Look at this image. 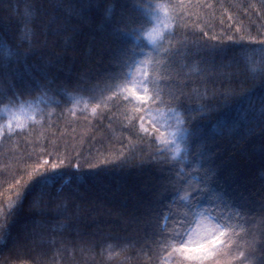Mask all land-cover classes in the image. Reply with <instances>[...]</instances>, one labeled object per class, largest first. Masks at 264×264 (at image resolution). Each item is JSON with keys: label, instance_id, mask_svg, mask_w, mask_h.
<instances>
[{"label": "trees", "instance_id": "trees-1", "mask_svg": "<svg viewBox=\"0 0 264 264\" xmlns=\"http://www.w3.org/2000/svg\"><path fill=\"white\" fill-rule=\"evenodd\" d=\"M80 2L0 0V50H15L21 42L29 46L33 41L42 44L47 40L51 56L63 57L65 71L73 67L87 70L94 86L92 92L68 89L59 107L40 105L42 111L34 107L31 117L24 111L23 116L14 119L12 132L7 128L6 111L27 105L0 102V224L11 213L7 219L14 238L25 228L37 233L34 242L13 239L5 244L0 240V264H161L159 248L147 239L151 229L129 222L128 214L138 201L151 195L149 189L158 186L161 168L172 166L179 170L183 167L181 160L191 159L178 156L174 147L164 144L175 127L168 113L176 111L181 120L185 115L174 103L161 104L159 108L151 105L153 110L142 123L139 117L144 113H138L125 100L131 93L126 91L123 80L109 78L120 69L97 33L121 11L119 7L115 13L108 11L112 0H92L93 7L82 17L72 16L77 28L74 41L48 35L45 25L49 17L62 18L68 15L67 6ZM144 3L163 4L173 17L166 29L172 35L164 48L183 47L181 42L187 45L189 54L186 58L178 56L171 68V78L179 86H173V90L183 91L190 108L187 118L193 120L185 127L208 140L211 151L219 157L217 164L223 174L238 181L239 190L253 209L244 226L249 233L244 240L258 239L264 234V212L260 211L264 206V132L259 121V105L264 100V0ZM33 23L38 28L36 35ZM154 26V21L146 22L141 33L140 43L146 54L152 48L148 33ZM69 48L74 51H65ZM160 59L167 62L163 54ZM132 71L133 77L139 76L135 69ZM7 88L6 82H0V90ZM164 99L168 100L167 95ZM24 100L33 103V97ZM250 102L255 105L257 117L252 131L247 124L227 131L225 118L244 114ZM153 120L162 126L155 127ZM160 148L166 149L163 155L159 154ZM194 150L199 151V144ZM55 173L63 175L55 185L44 189L45 195L36 208L29 210L33 190L39 191L42 181ZM25 190L28 198L22 207H17ZM56 190L64 194L76 190L74 196L82 199L74 201L81 205L79 222L74 219V227L64 228L60 226L61 219L53 226V234L36 222L52 215L44 205L48 203L47 193ZM41 209L46 216L39 214ZM233 256H239L235 247L222 250L221 264H239Z\"/></svg>", "mask_w": 264, "mask_h": 264}, {"label": "snow or ice", "instance_id": "snow-or-ice-1", "mask_svg": "<svg viewBox=\"0 0 264 264\" xmlns=\"http://www.w3.org/2000/svg\"><path fill=\"white\" fill-rule=\"evenodd\" d=\"M67 7L68 15L62 18L49 17L45 27L48 29V35H62L74 41L77 28L74 27L72 16L82 17L85 11L93 7V3L92 0H81L78 5ZM117 7L121 10L119 15L97 33L120 69L118 74L109 78L123 80L126 91L131 93L125 100L133 104L138 113H144L139 117L142 123L147 114L152 112L151 105L159 108L161 104L174 103L176 108L181 109L185 115L184 120H181L174 110L168 113V120L174 119L175 127L170 134L171 138L164 141V144L174 147L178 156L182 154L184 157H191L180 161L183 167L179 170H174L172 166L161 168L160 183L157 187L149 189L151 195L148 198L137 202L134 211L128 214L129 222L151 229V235L147 236V239L159 248L161 264H221L222 250H230L231 247H235L239 252V256H233L239 264H264V234L258 239L253 237L250 241L244 240V236L249 235L244 226L253 212L249 207L248 197L239 190L241 186L236 179L223 174L221 166L217 164L219 157L211 151L208 140L185 127L186 124H192L193 120L187 118L190 108L185 104L183 91L173 90V86H179L171 78V68L176 64V58H186L189 50L183 42V47H163L172 35L166 29L173 17L163 4L145 5L144 0L139 3H132L131 0H112V7L108 11L115 13ZM37 11L39 12L38 7ZM153 21L155 26L149 33L152 48L146 54L140 43L141 33L144 31V24ZM37 32L38 28L33 23V35ZM47 47V40L42 44L36 40L29 46L21 42L15 50H0V82L8 84L7 89L0 90V102L7 101L12 105L23 103L29 110L35 107V110L42 111L40 105L54 104L59 107L68 89L78 92L94 91L87 70L80 71L73 67L65 71L63 57L51 56ZM65 51H74V48ZM161 54L167 58L166 63L160 59ZM140 57L145 59H138ZM124 69L128 71L124 72ZM133 69L139 73L138 77H133ZM129 84L131 87L127 86ZM165 89L168 91L165 92ZM165 95L168 97L167 101L164 99ZM25 97H33V103H28L24 100ZM259 109L261 131L264 132V100L260 102ZM256 119L255 105L250 102L248 111L231 119L226 117L224 123L229 132L245 124L251 132ZM152 124L157 128L162 126L156 120H153ZM7 128L12 132L11 122ZM144 132L147 134V129H144ZM2 133L3 128H0V134ZM214 139L213 137L212 140ZM197 144L199 151L194 150ZM181 145L185 147L182 149ZM165 150L160 148L159 154L163 155ZM152 162L150 158L149 163ZM185 169L189 171L186 172ZM62 175L55 173L46 177L38 187L39 191H36L37 188L33 190L35 195L29 210L36 208L41 197L45 195L44 189L55 185ZM74 192L64 194L62 190H56L47 193L48 203L44 208L52 215L36 223L41 228L47 227L53 234V226L61 219V227H74L73 220L79 222L81 212V205L74 201L82 199L79 195L74 196ZM27 198L28 192L25 190L17 207H22ZM60 200L66 203H56ZM260 211L264 212V206H261ZM39 214L47 215L43 209ZM7 215L5 223L0 224V240L5 244L13 239L24 243L35 241L37 233L28 231L27 228L14 238ZM193 224L196 228L192 227ZM35 226L34 223L33 227Z\"/></svg>", "mask_w": 264, "mask_h": 264}, {"label": "rangeland", "instance_id": "rangeland-1", "mask_svg": "<svg viewBox=\"0 0 264 264\" xmlns=\"http://www.w3.org/2000/svg\"><path fill=\"white\" fill-rule=\"evenodd\" d=\"M162 14H163V13H162ZM151 31H152V30H151ZM151 31H150L149 33H151ZM149 33H148V39H149V41H151V39L149 38ZM21 109H22V110H21ZM24 111H25L26 113H28V116H29V117L32 116L30 110H29L27 107H21V108H18L17 110H13V109H12V110H8V111H6V116H7V117L9 116L8 124H9V122H11V124L14 123V122H16L14 119L23 116L22 114H23ZM12 115H13V119L11 118ZM164 124H165V122H164ZM173 129H174V128H173ZM168 131H169V129H168Z\"/></svg>", "mask_w": 264, "mask_h": 264}]
</instances>
